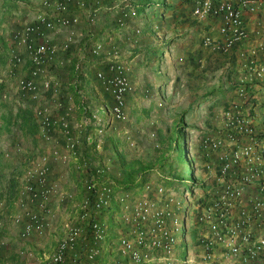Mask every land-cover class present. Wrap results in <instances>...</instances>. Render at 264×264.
<instances>
[{
    "label": "built area",
    "instance_id": "obj_1",
    "mask_svg": "<svg viewBox=\"0 0 264 264\" xmlns=\"http://www.w3.org/2000/svg\"><path fill=\"white\" fill-rule=\"evenodd\" d=\"M85 2L41 0L33 18L13 30L5 72L14 80L15 92L34 103L38 136L48 146L45 153L28 162L20 177L13 223L19 228L21 240L43 236L51 228L55 217L51 203L61 194L51 163H69L80 142L72 132L77 126L69 118V106L56 95L59 84L44 74L49 66L64 67L71 62L66 58L56 63V58L60 53L67 54L77 41V10ZM263 5L264 0H192V15L198 20L220 21L221 38L205 35L202 40L213 52L228 53L249 36L243 9L259 12ZM139 20H146L145 13L126 2L116 24L125 30ZM64 30L63 41L57 43L55 35ZM139 33L136 28L134 34ZM260 33L264 34V29ZM128 39L132 41L131 36ZM88 50L93 56H103L104 68L96 70L95 77L110 98L111 118L126 121V97L134 87L127 66L119 59L117 44L100 40ZM249 63L245 67L256 78H262L264 60L252 59ZM252 88L240 82L235 99L222 110V132L200 139L203 190L192 195V207L196 223L202 226L198 240L206 264H264V136L252 123L258 105ZM7 91L2 92L3 99L9 97ZM92 117L97 138L102 135L103 124L97 115ZM86 189L91 195L82 199L75 216L64 224L63 237L42 264H104L102 260L113 245L122 264H175V210L179 202L170 189L146 182L141 188L117 191L95 175L86 182ZM113 207L117 211L114 220L124 227L115 241L109 238L108 221L102 218ZM25 255L32 257L33 253Z\"/></svg>",
    "mask_w": 264,
    "mask_h": 264
},
{
    "label": "rangeland",
    "instance_id": "obj_2",
    "mask_svg": "<svg viewBox=\"0 0 264 264\" xmlns=\"http://www.w3.org/2000/svg\"><path fill=\"white\" fill-rule=\"evenodd\" d=\"M136 1V4L140 7H150L158 2L161 3L163 0ZM0 6L5 10V14L10 17L15 16L14 12L19 13L27 9L36 11L38 9L23 0H0ZM158 18H160V15ZM102 41L107 40L103 39ZM131 42L129 41V46ZM78 45L79 41L77 40L72 45L70 53L63 55V58L60 56L57 58L58 60L69 58L71 62L64 67L58 66L56 69H61L63 72L65 68L74 62L76 54L71 53V51L73 52ZM138 59L139 66L143 68V73L138 78L147 84L151 62L158 63V66H156L158 69L153 70L156 73L160 69L161 60L157 57L149 60L142 55H139ZM6 60L0 61V82L3 81L2 84L0 83V264H42L45 257L52 254L61 238L59 235H62L63 231L60 228L51 232L54 235L52 240L49 244H43L42 237L45 234L28 240L19 239V228L13 223V215L18 211L16 202L20 190V177L28 162L32 158L45 153L48 146H41L43 141L38 136L36 117L32 112L34 104L28 98L21 97L15 92L14 80L7 76L5 72ZM103 60V56H101L95 62L91 61L86 65L79 60L81 64L75 74L74 85L77 84L78 87V84L81 83L80 76L81 78L87 77L89 68L91 71L94 65L102 67V63L98 62H103ZM50 67L46 70V78L53 81L48 75V71L53 69ZM127 68L128 77L134 91L126 99L127 119L124 122L111 118L108 112L110 101L99 88L95 80L96 77L93 75L88 77L91 81L90 84L70 88L64 75L59 74L58 80L61 79L63 82L61 90L64 95L62 96L67 98V94L71 93L69 95L74 100L75 98H88L92 94H96V98H99L100 103L88 98L90 101L85 105L86 112L89 115L83 114L82 120L77 119L74 123L77 126L75 128L83 129V127L91 126L94 129L96 120L92 115L95 114L100 118L99 122L103 124V132L97 138L93 136L94 152L96 154L94 157L95 160H101L107 168L106 177L108 182L112 185L115 184L118 179L123 177L124 172L131 170L133 171V173H130L133 175L132 180L134 183H141L142 180L148 179L153 185L162 184L165 188L170 189L174 200L179 202L178 209L175 210L178 223V228L174 232L176 239L174 246L175 264H206L202 260L201 246L198 240L202 226H199L195 220L196 210H193L192 207V195L203 190L200 139L204 135L218 134L220 130L209 133L200 130V126H202L200 116L202 113L197 112L194 105L187 107V103H179L183 99V94L179 95L176 92L171 99L164 89L167 79L158 81L160 85H153L152 82H149L148 87L144 85L140 89L135 82V80L138 81L137 76H135V79L130 76L129 67L127 66ZM53 75L54 73L51 74V76ZM175 82L176 80L174 84ZM4 90L9 92L7 99H3L1 95ZM99 104H103V107L99 108ZM76 107L78 108V104H74V108ZM21 108H28L31 112L25 122L17 115ZM79 108L82 109V106ZM207 111L208 108L205 109L206 113H208ZM75 113L78 114L77 111ZM220 121L222 122V119ZM42 147L43 149H41ZM70 162H72L71 159ZM64 165H61L60 168L67 169ZM70 165L71 169L68 170V175L73 171L76 178L79 173L75 172L72 164ZM51 170H53L52 167ZM57 170L53 173V177L59 182L61 189V183L63 184V181L66 180L67 173H60L63 171L59 172V169ZM80 182L82 183V180ZM85 195L84 193L81 199ZM73 202L76 201L73 200ZM51 208L53 210L52 205ZM64 211L68 214L62 220L59 218L62 223L75 216L76 213V210ZM54 212L55 217L52 226L57 221L56 211ZM116 212V208L113 207L110 212L102 215V218L108 217V220L106 218L104 220L108 221V235L113 241L124 231V227L117 225L114 220ZM35 243L37 245H34ZM111 249V253H107L102 262L104 264H122L123 262L115 250L116 246L113 245ZM27 252H32L33 256L27 257L25 255ZM184 260H187V263H184Z\"/></svg>",
    "mask_w": 264,
    "mask_h": 264
},
{
    "label": "crops",
    "instance_id": "obj_3",
    "mask_svg": "<svg viewBox=\"0 0 264 264\" xmlns=\"http://www.w3.org/2000/svg\"><path fill=\"white\" fill-rule=\"evenodd\" d=\"M23 1L29 2V5L38 8L37 5L41 0ZM126 2L137 7L140 12H144L146 20H139L133 27L130 26L122 30L117 26L116 19L119 13L126 8ZM136 3V0H86L84 6L77 10L79 24L74 28V31L79 45L74 48L73 52L71 51V53L76 54L74 62L65 68L63 72L61 69H56L58 64L51 66L50 68L53 69L48 71V75L53 79L52 82L59 84V92L56 95L70 108L69 118L71 122L75 125L74 121L77 119L81 121L83 114L89 115L86 112L85 104L89 103L90 99H94L96 103H100V100L96 98V94L88 97L90 99L75 98L73 100L69 95L71 93H68L67 98H64L66 96H62L64 93L61 90L63 82L61 79V81L58 80V75L61 73L64 75L65 81L70 88H78L81 85L90 84L91 81L88 77L95 76V70L104 68V64L102 61L98 62L102 63V67L94 65L91 71L88 67L87 77L81 78L80 76L81 83L77 87V84L74 85V78L81 64L79 60L83 61L85 65L91 61L95 62L96 59L98 60L99 57L93 56L88 49L94 42L106 39L107 41L113 40L117 44L119 59L129 67L130 76L134 77V79L135 76L138 78L143 73V68L138 64L139 55L149 60H153L156 57L160 59V69L156 73L153 70L158 69L156 67L158 63L155 64L149 61L151 62L149 66L151 71L147 82H152L153 85H160L158 81L167 79L168 81L164 85L166 94L171 99L176 92L179 95L183 94V99L179 103L185 102L187 107L194 105L196 111L202 113L200 116L202 120L200 130L206 133L216 132L223 127L220 121L222 119V110L235 99L236 86L240 82L248 83L253 87L251 93L255 98L254 102L258 104L252 123L258 133L264 136V75L262 78H256L251 70L245 67V63L249 65V61L252 59H255L256 62L264 60V34L260 33V30L264 29V5L259 12L256 9H243V19L249 30L248 38L236 44L230 52L219 53L213 52L205 46L202 39L205 35L221 38L218 31L220 21L216 18L196 19L192 15V0H163L161 3L158 2L150 7H140ZM35 12L27 9L19 13L14 12L15 16L10 17L5 14V10L0 6V61L7 59L13 30L18 24L31 20ZM159 15L160 18H158ZM136 28H139V34H134ZM65 33L66 30L56 34L55 41L57 43L62 42ZM128 36H131L132 42L128 39ZM127 40L131 42L130 46L132 47L128 45L129 41ZM251 51H255L256 54L251 55ZM63 55L59 54L61 58H63ZM56 63H58V59ZM53 73L54 75L51 76ZM44 75L46 78V72ZM142 77L144 78V76ZM135 82L140 89L144 85L146 87L150 85L148 84L149 82L146 84L140 78H138V81L135 80ZM96 83L98 84L97 80ZM98 86L102 90L99 84ZM50 95L51 93L48 94V96ZM74 104H78V108H74ZM80 106H82V109L79 108ZM101 107H103V104H99V108ZM206 108H208V113L205 112ZM76 111L78 114L75 113ZM84 131H87L86 127H83V129H72L73 134L78 135L80 140L77 145L78 157H72V162L66 165L60 162L51 163L53 173L59 169V172L63 171L60 173H67V176L63 184L61 183V194L52 200L51 205L53 210L56 211L57 221L42 237L43 244L50 243L54 236L51 232L56 229L61 228L63 233L59 236L63 237L65 233L64 224L69 220L61 222L62 218L68 214L64 210H78L82 201L81 197L84 193L86 194L85 183H81V179L75 178L73 173L68 175V170L71 169L70 164H73L81 157L82 138L86 134ZM41 146L46 147L43 142ZM61 165H64L67 169L60 168ZM68 194L71 195L70 198H67ZM80 199L81 201H79ZM73 200L76 202H73ZM104 218L108 220L107 216ZM34 245H37V243Z\"/></svg>",
    "mask_w": 264,
    "mask_h": 264
},
{
    "label": "trees",
    "instance_id": "obj_4",
    "mask_svg": "<svg viewBox=\"0 0 264 264\" xmlns=\"http://www.w3.org/2000/svg\"><path fill=\"white\" fill-rule=\"evenodd\" d=\"M104 95L110 101L109 96L106 93H104ZM127 96H129V95H127ZM126 99H127V97H126ZM110 103H111V101H110ZM30 113L31 112L27 108H25V109L21 108L19 110V114H17V115L23 120V122H25L27 117L30 115ZM92 128L93 127H91V126L86 127L87 131H84V132H86V134L82 138V144H81L82 150H81V155H80L81 157L79 160H77L75 163L72 164V167L75 169V172L77 171L79 173L78 176H80L82 182L85 183V190H86L85 196L91 195L90 192L86 189V182L89 180V178L92 175H95L97 177L98 181H100L101 183L111 185L117 191H127V190H131V189H135V188L136 189L141 188L144 183L150 182L147 179V180H142L141 183H134L132 180L133 175L131 174V173H133V171L130 170V171L124 172L123 177L121 179H118L115 184H113V185L110 184L107 180V177H106L107 168H105V165H104V163L102 164L101 160L100 161L95 160V157H94L96 154L94 152L95 151V149H94L95 145L93 142L94 141L93 136H94V132H95L96 127L94 129H92ZM35 129H36V127H35ZM89 136L91 138L90 139L91 141L87 140V137H89ZM74 156L78 157V147L77 146L75 147V150H74ZM77 166H79V168H77ZM72 173L75 174L73 171H72ZM199 185H202V184H199Z\"/></svg>",
    "mask_w": 264,
    "mask_h": 264
}]
</instances>
